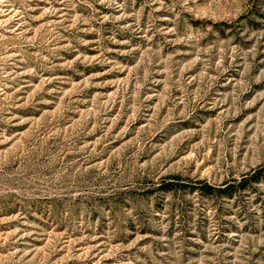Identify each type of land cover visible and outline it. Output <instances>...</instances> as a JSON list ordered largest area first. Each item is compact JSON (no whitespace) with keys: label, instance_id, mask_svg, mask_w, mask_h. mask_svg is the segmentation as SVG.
I'll return each instance as SVG.
<instances>
[{"label":"rangeland","instance_id":"1","mask_svg":"<svg viewBox=\"0 0 264 264\" xmlns=\"http://www.w3.org/2000/svg\"><path fill=\"white\" fill-rule=\"evenodd\" d=\"M0 264H264V0H0Z\"/></svg>","mask_w":264,"mask_h":264},{"label":"trees","instance_id":"2","mask_svg":"<svg viewBox=\"0 0 264 264\" xmlns=\"http://www.w3.org/2000/svg\"><path fill=\"white\" fill-rule=\"evenodd\" d=\"M206 191L209 192V193H210V192L213 193V192H215L216 190H215L214 188H212V187H207V188H206Z\"/></svg>","mask_w":264,"mask_h":264}]
</instances>
